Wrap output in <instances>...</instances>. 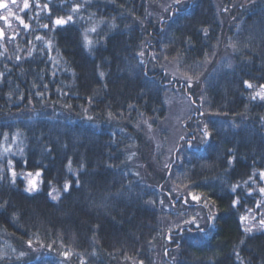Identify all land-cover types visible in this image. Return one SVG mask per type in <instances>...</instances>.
<instances>
[{
  "label": "trees",
  "instance_id": "obj_1",
  "mask_svg": "<svg viewBox=\"0 0 264 264\" xmlns=\"http://www.w3.org/2000/svg\"><path fill=\"white\" fill-rule=\"evenodd\" d=\"M24 2L0 8V264H264V0Z\"/></svg>",
  "mask_w": 264,
  "mask_h": 264
},
{
  "label": "snow or ice",
  "instance_id": "obj_2",
  "mask_svg": "<svg viewBox=\"0 0 264 264\" xmlns=\"http://www.w3.org/2000/svg\"><path fill=\"white\" fill-rule=\"evenodd\" d=\"M177 2H178V0H177ZM12 3H16V0H12ZM7 7H8V5H7L6 3H0V8H7ZM28 7H29V4H28L27 0H25V2H24V8H28ZM10 14H11V13H10ZM4 19H6V17H5ZM68 19L71 20V17H68ZM21 22H22V21H21ZM65 22H66V21H64L63 19H60V18H58V19L55 21V23H56L57 25L64 24ZM25 27H27V25H25ZM92 30L95 31V29H92ZM88 43L90 44L91 41H88ZM101 75H102V74H101ZM245 84H246V86L249 87V88L252 87V85H251L250 83H248L247 81H245ZM261 88H262V91H261V92H257L256 95L252 97L253 99H256V97L258 96L261 100H264V86H261ZM207 135H208V132H207V130H205V136H207ZM12 175L15 176V173L13 172ZM28 175H29V176H32V173H28ZM40 175H41L40 172H37V173H36V176H37V177H39ZM260 176H261L262 178H264V172L260 173ZM68 188H69V185L66 184V185L64 186V191H68ZM25 190H26V191H34V190H36V181H35V180H29V187H28L27 189H25ZM260 191H261L262 193H264V188H261ZM50 195H51V193H50ZM54 199H55V197H54ZM192 199L198 201L200 198H199L198 196H192ZM210 218H211V217H210ZM186 223H190V221H186ZM261 224L264 225V220L261 221ZM246 231H251V229H247Z\"/></svg>",
  "mask_w": 264,
  "mask_h": 264
},
{
  "label": "rangeland",
  "instance_id": "obj_3",
  "mask_svg": "<svg viewBox=\"0 0 264 264\" xmlns=\"http://www.w3.org/2000/svg\"><path fill=\"white\" fill-rule=\"evenodd\" d=\"M18 0H16V2H17ZM8 5V7H10V9L11 10H14V7H13V5H15L16 6V3H8L7 4ZM9 9V10H10ZM40 177V176H39ZM39 177H37L36 176V174H32V176H27L26 177V179H27V181H28V187H29V180H35L36 181V190H38V188H39V181H40V178ZM36 190H34V191H36ZM29 192H32V191H29ZM56 194H58V193H56ZM261 221H259L257 224H255V225H252V223H251V225L250 226H253V228H259V227H261Z\"/></svg>",
  "mask_w": 264,
  "mask_h": 264
}]
</instances>
